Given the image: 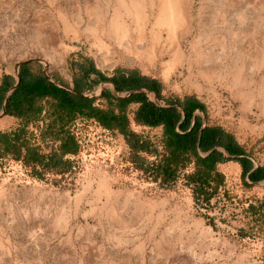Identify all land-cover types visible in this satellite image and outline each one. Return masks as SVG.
I'll return each instance as SVG.
<instances>
[{
	"label": "rangeland",
	"instance_id": "374dc122",
	"mask_svg": "<svg viewBox=\"0 0 264 264\" xmlns=\"http://www.w3.org/2000/svg\"><path fill=\"white\" fill-rule=\"evenodd\" d=\"M138 1L148 30L156 1ZM119 6L118 0H0V79L15 75L20 61L34 59V72L65 82L75 53L94 56L103 68L137 66L175 89L200 93L221 116L216 120L264 165V64L254 66L264 47V0H192V29L181 40L190 58L167 79L159 61L149 63L115 39L111 21ZM128 16L123 19L131 25ZM162 40L168 48L165 30ZM58 42L69 51L60 55ZM76 126L80 151L64 169L32 166L11 153L0 160V264H264V226L247 209L264 200V187L246 182L240 168L219 171L222 182L205 185L206 199L185 177L193 162L170 180L152 169L163 151L157 128H127L147 138V152L131 149L127 135L93 121ZM52 148L47 141L39 150ZM128 195L136 210L129 214L127 208L125 225L115 226L108 213Z\"/></svg>",
	"mask_w": 264,
	"mask_h": 264
},
{
	"label": "crops",
	"instance_id": "0c3cea01",
	"mask_svg": "<svg viewBox=\"0 0 264 264\" xmlns=\"http://www.w3.org/2000/svg\"><path fill=\"white\" fill-rule=\"evenodd\" d=\"M70 60L75 67L88 68V72L84 74L78 68H75L69 71L70 80L67 78L64 83L57 76H53V82L44 73L33 71V66H39V63L26 61L19 66L20 81L18 83L16 74L5 73L1 77V132L14 130L25 122H28V129L37 132L38 127H43L44 122L47 123L50 120H54V118L51 119L49 117H64L63 121L65 123L75 122L76 124L80 121L89 120L95 122V118H86L90 116L85 115V109H76L72 113H57L55 109L57 105L56 99L48 95L43 97L36 96L34 92L38 86L37 82L43 77L49 82L43 83L45 88L53 86L62 89L64 92L69 93L75 104L78 102H81L82 105L87 103L94 110H109L113 117H127L129 127L132 130H136L137 128H157L158 139L161 138L163 125L152 127L137 122L135 117L138 112L141 114L144 108H149L154 111L155 117H179L175 126V130L177 131H180L179 125L185 117H188L187 131L195 123L200 124V130L195 143L197 151V143L200 142L203 128L220 127L231 137V140H228L226 143L228 149L223 145H214L205 152L201 151L200 147L199 150L203 153L208 151L212 153L214 150H217L221 154L223 160L216 164L218 171H227V168H231L232 166H237L242 171V164H248L250 169L245 173L246 178L251 182L264 180V178L258 181L250 180V174L256 172L259 168H264V165L254 160L245 149L237 133L231 127L216 120L215 117L221 116L210 110L200 93L188 88L175 89L163 79L137 66L114 65L111 68H103L94 56L86 53H75V55L70 57ZM8 82L9 86L7 87ZM134 82L137 83L133 84ZM105 95L110 96V101H107ZM130 97L134 99L128 100ZM27 100L30 101L29 104L26 103ZM119 104H123L125 108L120 109ZM16 106H18V109ZM28 106L30 108L28 116L19 114L21 111H26Z\"/></svg>",
	"mask_w": 264,
	"mask_h": 264
},
{
	"label": "trees",
	"instance_id": "16d2710c",
	"mask_svg": "<svg viewBox=\"0 0 264 264\" xmlns=\"http://www.w3.org/2000/svg\"><path fill=\"white\" fill-rule=\"evenodd\" d=\"M71 65L72 70L78 68L75 67L73 63H71ZM78 69L84 74L89 70L86 67H79ZM44 82L49 83L46 78H40L34 93L38 97L48 95L56 99L57 105L55 109L57 113H72L76 111V109H85V115L90 116L86 118H95V123L104 128L116 130L127 135V142L131 149L136 151H151L147 138L144 139L141 135L127 130L129 127L127 117H113L109 110H94L87 103L84 105H82L81 102L75 104L69 96V93L53 86L45 88L43 86ZM135 83L137 82L133 84ZM6 86H9V82ZM105 96L107 101H110V96ZM133 99V97H130L128 100ZM29 102L28 100L26 101L27 104H29ZM118 106L120 109L125 108L123 104H119ZM16 108L18 109V106H16ZM29 109L28 106L26 111H21L19 114L28 116L30 114ZM49 118H54V120H50L47 123L44 122L43 127H38L37 132L27 128L28 122L21 124L14 130L0 131V160L8 153H11L14 158L22 159L32 166H40L43 169L52 170L68 167L70 165L69 158L77 155L80 151L78 128L75 122L65 123V121H63L64 117ZM135 119L139 123L152 127L163 125V132L159 139L163 151L157 152L158 162L152 165V169L161 174L165 180H170L176 175L180 167L193 162L194 171L186 174L185 177L189 182L197 183L195 189L201 194H205L206 199H209L210 195L204 191L206 190L204 187L206 185L211 188L214 186L213 183L218 185L222 182V174L216 169V164L221 162L223 157L217 150H214L204 157L197 153L195 143L200 130V124L195 123L194 126L187 131L188 117H185L183 122L179 125L180 131H177L175 130V126L179 117H155L154 111L149 108H144L141 114L138 112ZM230 138L231 137L220 127H205L201 132L199 147L203 152L214 145H223L227 148L226 143L228 140H231ZM47 141L51 142L53 148L47 153H42L39 150L40 144ZM140 168L146 170L141 164ZM249 169L250 166L248 164H242L243 174ZM249 178L252 181H258L264 178V168H259L256 172L250 174ZM247 209L252 215H255L257 217L256 220H260L264 226V200L260 201L257 205L253 203L249 204Z\"/></svg>",
	"mask_w": 264,
	"mask_h": 264
},
{
	"label": "bare ground",
	"instance_id": "6f19581e",
	"mask_svg": "<svg viewBox=\"0 0 264 264\" xmlns=\"http://www.w3.org/2000/svg\"><path fill=\"white\" fill-rule=\"evenodd\" d=\"M155 1L157 4V12L156 14H154L155 19L152 22V25L147 30L146 24L147 22H149V17L145 13V11L142 10L140 2L138 0H118L121 7L119 6V9L115 12L112 18L111 30L113 33H115V39L125 51L135 53V55H140L142 58H146V61H148L149 63H157V61H159L161 75L164 79H167L173 72L177 64H183L184 62L189 61L190 58V55L182 49L181 40L192 29L191 26L193 16L190 11L192 0ZM124 13L129 15L128 17H130L131 19V25L127 24L123 19ZM65 25L67 30L72 29L70 24L66 23ZM164 30L167 33V38L169 39L170 43L168 45V48H166V46L162 42V33ZM51 37L53 39L55 38L54 35H52ZM50 39L51 38H49V40ZM145 40L148 41L145 42ZM219 40L221 42V39ZM95 42L100 48L108 49V45L100 37H95ZM191 47L193 48V51H197L196 45L193 42H191ZM219 47L220 46H218V48ZM69 49L70 48L68 46L58 42V50L60 55L62 53H67ZM164 51H167V60H164L162 58V53ZM254 64V66H261L264 64V47L261 50V57H258L255 60ZM208 70L209 69L206 68L203 69V71H205L204 73L209 72ZM238 76L239 69L235 71V77L238 78ZM101 187L103 192L108 193V189L105 184H101ZM129 197L131 196L128 195L123 198L117 209H112L108 213V217L110 218L111 223L115 226L125 225L127 220L126 217L128 216L126 215L127 208L129 209L128 213L136 210V208L129 205ZM140 204H138V206H141ZM118 208H121L120 212L118 211ZM58 219L65 222V214L61 213ZM171 230H168V232H170ZM170 233L168 234L170 235Z\"/></svg>",
	"mask_w": 264,
	"mask_h": 264
},
{
	"label": "water",
	"instance_id": "95a60500",
	"mask_svg": "<svg viewBox=\"0 0 264 264\" xmlns=\"http://www.w3.org/2000/svg\"><path fill=\"white\" fill-rule=\"evenodd\" d=\"M33 60H34V59L23 60V61H20V62L17 64V66H16V78H17V83L20 81L19 66H20L23 62H26V61H33ZM44 74H45V76H46L50 81H53V82H54L53 78H52L51 76H49L45 71H44ZM197 146H198V151H197V153H198L200 156L204 157V156H207V155L210 153V151H208V152H206V153L201 152V151L199 150V142L197 143ZM246 182L251 183V184H254V185H257V186L264 187V180H261V181H258V182H251V181H249V180L246 178Z\"/></svg>",
	"mask_w": 264,
	"mask_h": 264
}]
</instances>
